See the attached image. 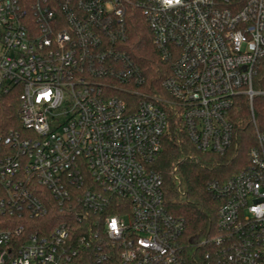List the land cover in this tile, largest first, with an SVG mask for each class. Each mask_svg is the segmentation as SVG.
Instances as JSON below:
<instances>
[{"label": "built area", "instance_id": "built-area-1", "mask_svg": "<svg viewBox=\"0 0 264 264\" xmlns=\"http://www.w3.org/2000/svg\"><path fill=\"white\" fill-rule=\"evenodd\" d=\"M144 21L166 95L126 48ZM263 58L264 0H0V264H199L154 165L170 114L228 155L242 101L256 142L208 185L218 232L200 246L205 264H264Z\"/></svg>", "mask_w": 264, "mask_h": 264}, {"label": "trees", "instance_id": "trees-1", "mask_svg": "<svg viewBox=\"0 0 264 264\" xmlns=\"http://www.w3.org/2000/svg\"><path fill=\"white\" fill-rule=\"evenodd\" d=\"M126 48L147 77L146 90L151 94L166 95L162 81L169 73L170 66L161 59L145 21L134 25ZM253 86L264 91V58L254 77ZM254 111L264 129V94L255 98ZM249 114V105L242 101L236 115L239 126L237 146L226 156L198 152L179 117L170 114L169 127L162 140V151L154 167L163 177L168 210L186 219L182 241L191 258L196 254L199 264H205L204 253L207 250L200 243L218 232V208L221 200L210 193L208 185L211 182L226 181L247 164L248 151L256 142L253 129L248 123ZM173 172L179 175V183L174 179ZM191 262L193 264V260Z\"/></svg>", "mask_w": 264, "mask_h": 264}, {"label": "clouds", "instance_id": "clouds-1", "mask_svg": "<svg viewBox=\"0 0 264 264\" xmlns=\"http://www.w3.org/2000/svg\"><path fill=\"white\" fill-rule=\"evenodd\" d=\"M164 2L166 5H171L173 3H179L180 0H164Z\"/></svg>", "mask_w": 264, "mask_h": 264}, {"label": "snow or ice", "instance_id": "snow-or-ice-1", "mask_svg": "<svg viewBox=\"0 0 264 264\" xmlns=\"http://www.w3.org/2000/svg\"><path fill=\"white\" fill-rule=\"evenodd\" d=\"M113 227H115V223L113 224Z\"/></svg>", "mask_w": 264, "mask_h": 264}]
</instances>
